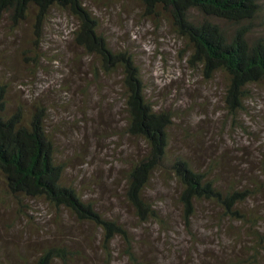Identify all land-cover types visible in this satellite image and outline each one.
Returning <instances> with one entry per match:
<instances>
[{
  "label": "trees",
  "instance_id": "16d2710c",
  "mask_svg": "<svg viewBox=\"0 0 264 264\" xmlns=\"http://www.w3.org/2000/svg\"><path fill=\"white\" fill-rule=\"evenodd\" d=\"M139 1L147 16L168 21L187 44L193 66H201L207 79L226 76L228 112L236 118L246 113L251 86L264 84V0ZM90 4V0H0V19L15 27L33 22L37 41L32 53L38 62L45 25L61 11L78 23L75 43L88 56L99 58L95 80L99 71L123 72L125 133L146 146L126 164L123 199L138 222L136 228L156 225L159 236L140 239L127 221L101 211L68 184V165L61 161L48 131L49 112L38 105L29 114L22 107L11 111L9 87L1 81L0 196L11 198L21 215L31 216L34 203L43 201L59 215L68 213L78 223L92 225L106 264H113L117 256L128 264H165L159 259L157 241L165 242L170 255H175L173 264H264V164L231 166L213 157L203 165L173 150L169 138L173 113L156 109L135 58L114 49ZM159 174L176 185L175 211L151 198ZM200 222L216 244L206 250H212L207 255H198L210 238L201 234ZM183 233L186 242L177 240ZM73 256L68 245L47 244L17 264H69Z\"/></svg>",
  "mask_w": 264,
  "mask_h": 264
},
{
  "label": "rangeland",
  "instance_id": "374dc122",
  "mask_svg": "<svg viewBox=\"0 0 264 264\" xmlns=\"http://www.w3.org/2000/svg\"><path fill=\"white\" fill-rule=\"evenodd\" d=\"M90 1L114 49L135 58L147 97L156 109L173 113L169 131L173 150L203 165L213 157L231 166L264 164V84L251 86L247 112L236 118L225 106L226 76L207 79L201 66H193L187 44L165 18L147 16L139 0ZM77 24L61 11L52 15L45 25L42 56L35 62L33 22L15 27L0 19V81L9 87L10 110L22 107L29 114L35 105L43 106L49 112L48 131L61 161L68 165L65 181L101 211L127 221L140 239L158 237L156 225L136 228L138 222L123 199L126 164L146 148L144 141L125 133L123 72L99 71L95 80L101 64L75 43ZM175 194L176 185L159 174L151 187L152 200L175 211ZM4 196H0L2 264H17L47 244L68 245L74 254L69 264H106L92 225L80 224L68 213L59 215L43 201L34 203L31 216L21 215L13 200ZM202 223L198 229L210 238L198 255H207L216 244L212 233L201 230ZM177 240L186 242L184 233ZM164 243L157 241L159 259L173 264L175 255ZM113 264L128 262L117 256Z\"/></svg>",
  "mask_w": 264,
  "mask_h": 264
}]
</instances>
